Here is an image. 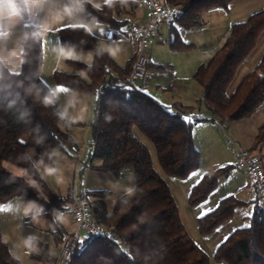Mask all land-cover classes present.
I'll return each mask as SVG.
<instances>
[{
  "label": "trees",
  "instance_id": "16d2710c",
  "mask_svg": "<svg viewBox=\"0 0 264 264\" xmlns=\"http://www.w3.org/2000/svg\"><path fill=\"white\" fill-rule=\"evenodd\" d=\"M178 6L180 13L171 21L186 28L202 24L203 11L227 8L233 0H161ZM137 2L128 6L117 3L109 8L104 3L96 9L93 3L84 5L90 17L107 24L115 37L123 33L122 27L130 23V15ZM129 15V17H128ZM131 25V24H130ZM39 26L36 21L26 23L25 31ZM264 31V8L248 15L245 20L231 24L230 31L207 63H202L194 77L202 91L198 103L204 102L213 117L243 119L252 115L264 102V54L259 64L249 71L233 93L228 88L241 63L256 47ZM60 42L79 50H90L91 63L78 59L67 62L73 71L56 69L54 78L60 85L95 96L91 121L89 162L91 168L118 175L122 169L132 166L135 171L134 194L119 198L113 208L105 204L107 190H92L88 197L95 218L112 228L118 242L95 234L80 235L74 245L69 264H213L209 254L188 234L182 222L178 205L169 184L155 168L151 151L135 132L138 129L155 146L157 158L169 176L185 177L199 166L200 150L194 142V125L206 119L190 116L185 111L191 106H180L173 111L160 103L131 81L134 54L125 65H120L101 47L99 39L83 29L71 26L59 30ZM176 48H189L180 36L173 41ZM21 76L5 74L0 81V202L13 196L40 204L39 215L52 224L55 244H62L68 234L63 221L55 219L73 195L58 196L30 158L29 148L43 152L58 148L77 158L80 145L68 130L67 118L60 120L61 109L56 101L45 107L36 96L47 93L49 87L40 76L43 61L42 42L28 40ZM23 81V87L16 82ZM11 84V88L7 85ZM35 85L31 94L25 89ZM17 92L19 96H17ZM16 103L9 106V101ZM250 151L260 155L264 167V123L258 128ZM98 160L99 164L94 161ZM7 165V166H6ZM9 165L21 168L26 175L9 169ZM231 166H223L205 172L193 185L189 203L194 206L203 201L227 176ZM256 196L252 200L253 211L245 216L250 227L233 230L217 247L213 259L227 264H264V206L255 184ZM248 201L227 195L221 198L213 211L197 218L202 235L212 233L222 223L233 217L238 207ZM0 234V264H20ZM39 252L30 256L44 263L55 264L56 257L48 243L36 238Z\"/></svg>",
  "mask_w": 264,
  "mask_h": 264
},
{
  "label": "rangeland",
  "instance_id": "374dc122",
  "mask_svg": "<svg viewBox=\"0 0 264 264\" xmlns=\"http://www.w3.org/2000/svg\"><path fill=\"white\" fill-rule=\"evenodd\" d=\"M91 3H103V0H92ZM256 6L260 8H255ZM264 8V0H233L227 8L215 7L214 9H208L201 13L200 19L202 24L190 28L178 26L180 32L179 36L183 42L192 44L189 48H176L173 46L174 38L170 29V22H160L159 33L157 32L154 42L152 41L148 54L153 53L152 60L156 64L160 63L159 69L154 66H148L154 68L155 71L159 72L150 81L158 83L164 81L170 77L172 69L169 65H173L174 69L178 72L187 70V66L190 62L203 61L207 63L212 56L208 54L209 44L207 36L213 35L218 32L219 29H223V21L218 14H223L227 18V24L225 29H228V21H242L248 13H253L257 10ZM129 17V15H128ZM247 18V17H246ZM244 18L243 20H245ZM221 19V20H220ZM176 23L175 21H173ZM172 22V23H173ZM122 30H126V25L122 27ZM116 39L124 40L123 37ZM125 41V40H124ZM126 42V41H125ZM103 45L110 46L109 42L102 41ZM153 44V45H152ZM216 45V44H215ZM112 46V45H111ZM211 46V43H210ZM80 60L86 62L81 58L82 54H88L92 56V51L82 50L80 51ZM264 54V31L262 32L258 43L254 50L251 52L249 57L239 66L237 73L229 85L228 93H233L237 85L241 82L243 77L252 69H254L261 61ZM85 57V56H84ZM120 61H125L122 60ZM88 63V62H87ZM91 63V62H90ZM198 64V66H200ZM186 65V68H185ZM198 69V68H197ZM196 69V70H197ZM145 77H131V81L134 85L140 86L141 81H144ZM177 72V73H178ZM196 72V71H195ZM194 72V74H195ZM193 86L200 89L199 83L195 77L190 79ZM157 88V87H156ZM154 89L152 93L159 94L157 89ZM180 86L176 84L173 91L170 92V96L178 95L173 94L179 91ZM202 92V91H201ZM201 92L198 98L193 97L197 106L195 115L205 117L206 119L201 120L199 124H195L194 136L195 145L200 150V161L199 166L194 171L189 173L185 177H174L167 175L159 164L157 158V152L154 144L145 137L138 129L135 128V132L138 137L144 141L150 151L154 161L155 168L159 171L162 177L167 181L172 191V194L176 200L179 208L182 222L186 228V231L190 237L203 249L205 250L212 259L213 264H227L226 262H216L213 259L214 253L218 245L236 228L245 226L248 224V219L245 216L250 215L253 211V203L250 202L256 196L254 185L249 177L246 169L239 167L238 158L236 154L240 150H250L253 146L258 128L264 123V103L261 105L258 111L254 112L249 117L243 119H226L213 117L212 113L208 110L205 103L202 101L198 103L201 98ZM174 110V107L171 108ZM261 112V113H260ZM86 123L80 125L81 140H80V153L81 157L78 168H72L67 172H64L63 186L67 189L68 187L75 186L78 191L82 188L84 191L92 190H107L106 202L110 208H113L117 199L130 198L134 194L135 186V171L132 166L125 167L122 171L115 175L110 172L101 171L96 168L90 167L89 154H90V141L85 143V130ZM91 134V133H90ZM91 139V135L90 138ZM57 150V149H54ZM85 151V156H82V152ZM94 163L99 164L98 160ZM223 166H231L230 172L227 176H222L219 179L217 187L200 203L192 206L189 203V195L194 184H196L205 172L214 171ZM25 171L22 169L19 172ZM18 173V171L16 172ZM196 173V175H193ZM83 183V184H82ZM234 194L240 199L249 202L246 206L238 207L228 221L218 226L212 233L208 235H202L198 229L197 218L207 212L210 209H214L219 200L227 195ZM264 206V202H261ZM83 235V233L81 234Z\"/></svg>",
  "mask_w": 264,
  "mask_h": 264
},
{
  "label": "crops",
  "instance_id": "0c3cea01",
  "mask_svg": "<svg viewBox=\"0 0 264 264\" xmlns=\"http://www.w3.org/2000/svg\"><path fill=\"white\" fill-rule=\"evenodd\" d=\"M136 2L137 4L132 9L133 12L131 13L129 17L130 23L126 25V30H123V33L120 36V37H123L126 42L124 40L116 39L118 37L114 36L112 28H110L107 24L102 23L93 17H90L89 15H87L85 11L83 13L75 14L71 19H66L63 24L54 25L53 30L48 32L46 37L42 41L43 61H42V70L40 72V76L42 80L46 83V85L49 88L50 87L57 88L58 86H63V85L58 84L54 78V71L56 69H61L64 71H69V72L73 71L72 67L69 65L67 60L60 61L58 59L57 53L53 52L52 49L54 47L62 45L60 42L59 30L63 27L70 26L72 23H75V22L91 24L93 23V21H95L96 26L93 28V31L91 33L99 39L101 44H103L102 41L106 40L107 42H109V44L112 43L111 44L112 47L118 46L120 51L118 52L117 57H115L114 59L116 60L118 64L125 65L128 62V60L134 54H136V51H137V44L134 41H132L127 35L129 28H130V24L134 20H137L139 23H145L147 22L149 18V12L143 6L142 1L136 0ZM69 3H70V0H48V3L45 4L43 10L39 11L38 13L34 12L31 15H29L26 18V20L22 23L21 27L15 30L14 35L10 37L9 42L7 43L6 46H0V55H7V50L13 46V43L15 42L17 37L20 36L23 31H25L26 23L31 22V21H36L38 25H40L44 20L50 19V16L48 14L49 10L56 11L59 8H61L63 5L69 4ZM255 8L257 9L260 7L256 6ZM211 9H214V8H211ZM249 14L250 13H248L246 17H248ZM218 16L222 19L224 27L222 30L219 29V31L214 33L213 35L207 36V40L209 44L208 54H210V56H212L215 50L223 44V42L225 41L230 31L231 24L233 23L232 20H229L228 25H227L228 29H225V24H227V22L225 21H227V18L223 14H218ZM246 17H243V19ZM243 19H239V20H243ZM162 22L171 23L169 30L172 32L174 36L172 40L173 41L176 40L177 35H179V32H180L177 25L179 26H182V25H180L176 21H175L176 23H174L171 20H164ZM160 24H158L157 26L156 34L157 32L159 33L158 29L160 27ZM155 37H154V40H155ZM210 43H211V46H210ZM23 44L24 42L21 45L22 47H23ZM75 50H76L77 55L79 56L78 53H80V51L82 50H79V49H75ZM152 55L153 53L151 54V56L149 54L150 66L152 65L156 69H159L158 67L160 66L159 65L160 63L156 64L155 62H153ZM81 58H85L84 60L86 61V63L87 62L90 63L93 60V54H92V59L90 61L87 59L88 54H82ZM121 58H123L122 60H125V61H120ZM78 60H80V58ZM202 63H205V62L201 61L200 64ZM198 64H199L198 61H196V63L195 62L193 63V61L190 62V64L187 66L186 72L183 71L181 73L178 72L179 70L178 71L173 70L174 69L173 65H169V67L172 69L171 70L172 73L170 77H168L164 81H159L158 83L150 81V80L153 79L155 75L159 72L155 71L154 68L152 69L149 67L146 78H144V81H141L142 84L140 86L139 85L138 86L135 85V86L145 90L147 93H149L154 98H156L160 103L166 105L170 109L174 107V110L171 109L173 111H178L179 110L178 107L180 106L193 107L192 111H188V112L185 111L184 114L186 117L194 116L197 106L196 104H194L195 101L194 100L192 101L193 97L191 96L193 95L194 92H196L195 93L196 97L194 98L195 99L198 98L201 92V87L199 89L198 87L193 86L190 79H192V76L194 78V72L199 67ZM185 68H186V65H185ZM176 84L180 86L181 89H179L178 92L173 93V94H178V95L170 96V92L173 91V88L176 86ZM155 88L157 89L156 92H158L159 94L152 93L154 92L153 90ZM73 94H75V97H76V105L74 108L69 107L68 112L70 116H73L75 118V123H71L68 126V130L74 136L76 141L80 144L81 132H80L79 127L80 125L86 123L87 125L86 130H85L86 137L84 139L85 140L84 144H87V141L91 140L89 138L91 135L90 134L91 133V121L93 117L95 96L93 94L83 93V92L74 90L67 86L59 87L58 96L55 101L57 105L59 106V108L61 109V111H63L64 108L67 106V101L69 98L72 97ZM201 95H202V92H201ZM263 103L261 105H263ZM261 105L256 109V111L260 109ZM199 122L200 121H197L195 124L197 125L199 124ZM194 142H195V136H194ZM54 149H57V150H54ZM28 154L30 158L32 159V161L34 162V164L36 165V167L38 168V170L40 171V173L42 174V176L44 177V179L46 180L49 187L58 196L67 197L68 195H71V194L73 195L74 193L87 192V191H84L82 188L78 191V189H76L75 186L68 187L67 189L63 186V182L65 179L64 172L66 170L68 172L72 168V166L73 168H75V170L78 168L80 158H82L81 153L78 155L77 158H75V157L69 156L65 151L58 149V148H49V149L44 150L43 152H38L34 148H29ZM82 156L83 157L85 156V151L82 152ZM8 167L10 170H12L15 173L17 171L19 173V171L21 170V168L13 166V165H9ZM48 168H54L57 171L53 173L52 175H49L46 171V169ZM29 204H33L34 207L29 212L25 213V208H27ZM105 204L108 210L112 209L108 206L106 200H105ZM38 208L40 209V204L38 202L32 201V200H25L21 196H13L4 202H0V234L3 237L5 236L7 237L8 248L11 253L14 252L16 253L17 256L20 257L19 258L20 264H51V263H44L40 260L34 259L30 256V254H27V255L25 254L26 249H24L20 245H21V242L24 239L28 238L29 236H34L35 238L48 243L51 247L52 253L54 254L56 258L59 256L60 251H61L62 244L54 243L51 222L47 218H44L39 215V211H37ZM34 217H36V219H33ZM62 221L66 225L68 232L74 227V222H73L71 215L63 216Z\"/></svg>",
  "mask_w": 264,
  "mask_h": 264
},
{
  "label": "clouds",
  "instance_id": "9594fccd",
  "mask_svg": "<svg viewBox=\"0 0 264 264\" xmlns=\"http://www.w3.org/2000/svg\"><path fill=\"white\" fill-rule=\"evenodd\" d=\"M92 0H70L69 4L63 5L56 11L49 10L50 19L44 20L39 26L35 27L31 31H23L20 36L17 37L13 46L7 50V55H0V81L5 79V74L9 77L11 76H21L23 72V65L26 63L25 55L26 50L22 47V43L28 40L42 42L46 37L47 33L53 30L54 25L63 24L66 19H71L75 14L83 13L85 11L84 5L86 3H91ZM130 0H103V3L107 5L109 8H112L117 3L122 6H128ZM135 2V0H132ZM48 3V0H0V46H6L9 42L10 37H12L15 33V30L20 28L22 23L26 20V18L32 13H38L43 10L45 4ZM93 6L96 9L101 8L100 3H94ZM73 29H83L87 33H91L93 28L96 26L95 21L91 24L75 22L70 25ZM101 47L108 51L109 55L113 58L117 57L118 52L120 51L118 46H106L101 44ZM53 52L57 53L58 59L60 61L69 60V59H79L80 57L77 55L75 47L69 45H59L52 49ZM89 61L92 59V56L89 55L87 58ZM42 70V66H41ZM11 84H8L7 87L11 88ZM16 87H23V81L16 82ZM35 85H29L25 92L27 94H31L32 89ZM57 88L50 87L46 94L40 97L39 89L36 90V96L41 100V103L47 107L52 105L57 96L58 90ZM19 96V93L16 94ZM16 103L15 99L9 101V106H12ZM76 105V97L75 94L72 95L71 98L67 101V106L63 111L57 113L60 120H65L67 118L70 122H75V118L69 115L68 109L69 107L74 108ZM7 166V165H6ZM49 175H52L57 170L54 168L46 169ZM18 174H23V172H19ZM34 207L33 204H29L27 208H25V213L29 212ZM37 211H42V209H37ZM33 219H36L34 217ZM56 220L62 221L63 215L57 213ZM4 242H7V237L5 236ZM24 249H26L25 254H31L32 252H39V248L37 247L36 238L34 236H29L21 242V245ZM15 259H19L20 257L16 255V253H12Z\"/></svg>",
  "mask_w": 264,
  "mask_h": 264
},
{
  "label": "built area",
  "instance_id": "2783aa9c",
  "mask_svg": "<svg viewBox=\"0 0 264 264\" xmlns=\"http://www.w3.org/2000/svg\"><path fill=\"white\" fill-rule=\"evenodd\" d=\"M149 12L145 23L134 20L129 28L128 37L137 44V51L132 67L131 77L143 78L149 66V49L157 31V26L164 20H171L179 15L178 6L166 4L161 0H141ZM238 165L247 170L253 184L260 192V199L264 202V167L260 155L250 150H240L236 154ZM63 216L71 215L74 227L68 232L55 264H69L77 238L83 234L105 236L114 242L118 237L113 229L99 222L92 211L87 195L84 192L74 193L70 201L59 212Z\"/></svg>",
  "mask_w": 264,
  "mask_h": 264
},
{
  "label": "snow or ice",
  "instance_id": "6c2138e0",
  "mask_svg": "<svg viewBox=\"0 0 264 264\" xmlns=\"http://www.w3.org/2000/svg\"><path fill=\"white\" fill-rule=\"evenodd\" d=\"M189 119H190V117H185V120H189ZM193 175H196V173H193ZM209 211H213V209H210ZM246 227H250V225H247Z\"/></svg>",
  "mask_w": 264,
  "mask_h": 264
}]
</instances>
